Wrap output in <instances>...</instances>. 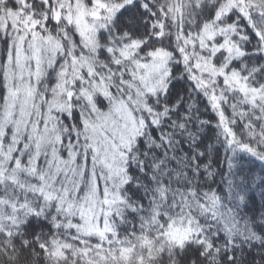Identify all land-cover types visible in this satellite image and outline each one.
Segmentation results:
<instances>
[{
  "label": "trees",
  "instance_id": "1",
  "mask_svg": "<svg viewBox=\"0 0 264 264\" xmlns=\"http://www.w3.org/2000/svg\"><path fill=\"white\" fill-rule=\"evenodd\" d=\"M62 1L53 0L51 10L33 0H19L20 7H13L10 0L0 3V56L7 52V62L0 67L8 87L4 103H0V264H81V260L103 264L105 253L108 264H189L193 258L194 264H228L225 249L236 256L233 264H264V147L257 146L264 139H248L238 123L251 119L252 110H246L245 102L257 95L264 97V72H257L264 68V55L252 54L264 52V41L256 39L240 13L248 12L253 4L259 6L251 9L254 13L264 9V0H137L135 4L132 0H82L89 8L97 1L120 4L111 16L104 12L97 35V71L102 75L110 72L112 78L106 77V87L94 89L87 85L86 73L84 85L80 80L69 83L58 96L66 64L85 51L77 26L67 18L70 8ZM126 4L131 6L120 12ZM10 12L19 14L18 24L28 21V25L16 30L5 18ZM48 16L57 23L45 28ZM252 20L264 32V18L254 15ZM9 22L7 36L12 47L6 49L3 29ZM206 30L216 34L207 38L210 46H222L213 54L212 64L223 68L226 75L239 76L257 95L227 85L221 74L211 85L193 76L195 60L189 54L198 50L197 41ZM35 37L41 39L42 63L36 78L27 72L20 79L10 71L17 69V56L23 50L24 56L30 55L29 42ZM48 37L61 48L46 50ZM124 47L134 48V54L120 57ZM158 52L167 55L165 82L140 97L128 85L135 82L133 69L136 63H150ZM205 55L209 58L210 53ZM31 60L26 58L24 71L30 64L29 71H33ZM257 82L261 88L254 87ZM23 84L31 90L29 111L21 115L18 107L1 129L12 88L15 85L21 90ZM85 86L100 112L125 101L140 125L125 152L120 198L104 237L73 227L81 220L68 212L62 199L66 190L51 183L54 153L62 161H74L69 158L75 154L73 172L90 164L86 124L94 111L82 91ZM18 120L21 125L16 132ZM7 150L10 156L4 160ZM88 176L86 172L85 178ZM38 208L40 214L54 209L49 223L60 225L54 231L43 228L39 243L47 245V252L36 243L21 247V240L32 241L34 229L18 225ZM161 211L172 220L157 235L160 229L153 225L160 222L156 214ZM177 220L182 223L173 222ZM17 232L22 233L19 238ZM105 239L113 243L98 252ZM201 240L203 247L197 249ZM188 241L192 244L180 257L177 246L185 248ZM197 251H203L207 259H200ZM162 253L166 254L163 258ZM74 255L81 260H73Z\"/></svg>",
  "mask_w": 264,
  "mask_h": 264
},
{
  "label": "rangeland",
  "instance_id": "2",
  "mask_svg": "<svg viewBox=\"0 0 264 264\" xmlns=\"http://www.w3.org/2000/svg\"><path fill=\"white\" fill-rule=\"evenodd\" d=\"M62 5L65 8H70L67 18L77 26L85 51L81 50L77 55L72 56L71 62L66 64L62 72L63 78L57 95L61 96L66 92L69 83L80 80V85H84V81L87 80L86 73L89 77L87 85L94 89L106 87L107 82L105 79L106 77L112 78L111 73L108 72L106 75H102L96 68L98 63L97 51L99 48L97 37L100 26L99 20L103 19L106 13L107 16H111L120 4L107 5L106 3L97 1L95 6L89 8L85 6L82 0H75L74 2L63 0ZM105 11L107 12L104 14ZM5 18L15 24L16 30L24 28L26 24L28 25V21H25L23 25H20V22L18 24L19 14L15 12L8 13ZM34 24L35 22L32 23V25ZM215 36V32L206 30L197 41L198 50L193 49V53L189 54L195 60L193 76L196 79L200 78L203 84L211 85L215 82L218 74H221L224 76V82L227 85L232 87L236 85L245 92L252 91L257 95V92L249 88L239 76L236 74L226 75L223 68H216L212 64L213 54L222 48L221 45H215L216 48L210 46L207 38L212 39ZM40 40V37H35L29 42L30 55L24 56L25 51L23 50L22 54L17 56V69L9 70L12 74H17L20 79L24 76L23 74L27 75V72L35 78L37 77V71L42 63L43 56L39 43ZM46 41L49 42L46 46L48 49L46 50L52 49V51H57L61 48L58 43L52 41L49 37ZM190 42L194 45V40H190ZM134 51V48L124 47L119 54L120 57L126 59L131 57ZM205 52L210 53L209 58L206 57ZM27 57L33 60V71H29L31 64L27 68L28 70H25L26 72L23 70ZM166 63L167 55L163 52L153 54V60L150 63H136L133 69L135 82H127L128 85L134 87L135 93L140 97L145 92L156 91L165 82L168 74L165 71ZM103 64L104 62H99L98 66H103ZM98 75L101 77L100 79H96ZM82 91L86 99L92 103L94 111L86 124L87 133L90 134L91 139L90 148L92 154L89 160L90 164L87 162L79 170L73 172L72 168L74 164L77 166L75 162L76 155L72 154L69 158L74 161H62V157L54 153L51 157V183L66 190L67 194L62 199L67 204L68 212L81 220L79 224L75 225L76 228H79L82 232L104 237L110 231V215L113 212L114 205L120 198L118 187L122 183L121 177L124 171L125 152L131 148L133 139L139 134L140 125L125 101L119 100L112 110L104 113L100 112L93 103L90 89L85 86V88H82ZM11 92L10 101L6 108V117L2 122L1 129H4L10 123L18 107L21 115L26 114L30 108L31 90L28 84H23L21 90L14 85ZM131 100L138 105L135 97H131ZM20 125L21 121L18 120L16 132H19ZM1 145L2 142L0 141V150ZM9 156L10 152L8 150L4 152V160H8ZM86 172L89 173L88 178H85Z\"/></svg>",
  "mask_w": 264,
  "mask_h": 264
},
{
  "label": "snow or ice",
  "instance_id": "3",
  "mask_svg": "<svg viewBox=\"0 0 264 264\" xmlns=\"http://www.w3.org/2000/svg\"><path fill=\"white\" fill-rule=\"evenodd\" d=\"M11 4L13 5V7H20V3L19 0H10ZM34 3H38L41 5H45L49 10H51L52 7V3L53 0H33ZM137 2V0H132V4H135ZM0 3H4L7 4L9 3V0H0ZM130 4H126L124 5L121 9L120 12H123L125 8L130 7ZM253 8H259L258 5H251L249 8L248 12H241L240 16L242 18H244L245 22L247 23V26L249 29L252 30L253 35L256 37V39L258 41H264V32H261L257 27L255 22L252 20V17L254 15L259 16L261 18H264V9H259L258 12H253L251 9ZM143 10L145 12L148 11L147 8H143ZM117 15H119V13H117ZM150 16H154L155 13H149ZM229 16H231V13L228 14ZM239 22V20H237V23ZM57 21H55L54 19H52L51 16H48L45 18V28H47V26L49 24H56ZM145 23H147V21H145ZM11 26V23L9 22L8 25L5 26V28L3 29L4 33H5V40H4V44L6 49H11V44H10V39L7 36V29L8 27ZM37 29L39 30V25H37ZM43 35V33H42ZM245 39H251V37H245ZM45 43H47V41H45ZM247 54V53H246ZM253 55H264V52H254L252 53ZM7 62V52H5L2 56H0V63H6ZM257 72H264V68H258ZM255 75V73H254ZM6 77L4 75V71H3V67H0V103H4V99L5 96L8 94V87L7 84L5 83ZM254 87L255 88H261V85L257 82L254 83ZM245 108L246 110L248 108H250L252 110V115H251V119H244L239 121L238 123L240 124L241 128L244 129L245 133H247V138L252 140V141H256L257 136H259L261 139H264V118H262L261 113H264V97L257 95L251 102H245ZM258 147H264V143H257ZM246 147H250V146H246ZM201 156V158L203 157V152H201L199 154ZM130 183V182H129ZM127 187V185H126ZM161 207H163V205H161ZM176 208H179V205H175ZM145 209H143V207L141 208V211H144ZM191 211V209H189ZM54 209H48V211L44 212L43 214H40V209L38 208L35 212H32L29 214V218L24 220L23 225H18V227H23V228H28V227H33L34 231L32 233V241H28L27 239H23L21 240V247L22 248H29L31 243H36L37 247L42 251V252H47V245L43 244V243H39V237L40 235L43 234V228L47 227L52 229L53 231L55 229H58L60 227V225H53L49 223V214H54ZM157 216V220L160 221L157 224H154L153 227L154 228H159L160 232L157 235H160L163 233V230L167 227L168 223L172 220V218L170 216H167L164 212H158L156 214ZM174 223H182V221H173ZM73 227H75V225H73ZM22 235V233L17 232L16 233V237L19 238ZM118 235V234H117ZM196 235H201V233H197ZM220 233L217 232L216 233V237L219 238ZM81 244L84 243V241H80ZM113 243V240L111 239H105L103 241H100V247L97 250L98 252L101 251L105 244L107 245H111ZM192 241H188L187 244L185 245V248H180L179 246H177V248L179 249V255L180 257L184 256L185 253V249L189 246H191ZM236 245H233V247H235ZM197 249H200L203 247V242L202 240L197 244ZM70 246L67 249V251H70ZM109 251H111V249H109ZM230 249H225V255L227 257L228 260V264H233V262L236 260V256L229 254L230 253ZM211 252V249H209V253ZM81 255H87V253H82ZM164 255H166L165 253L161 254V258L164 257ZM197 256L200 259H207V257L205 256V253L203 251H197ZM63 259L67 260L68 256L67 254H65L63 256ZM73 260H81V257L79 255H74L72 257ZM103 259V264H108V258H107V254L105 253L104 257H102ZM194 260L195 258H193L192 260H189V264H194ZM81 264H90V262L88 261H83L81 260Z\"/></svg>",
  "mask_w": 264,
  "mask_h": 264
}]
</instances>
